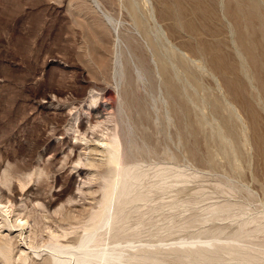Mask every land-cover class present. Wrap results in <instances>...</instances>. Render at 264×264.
I'll use <instances>...</instances> for the list:
<instances>
[{"label":"rangeland","instance_id":"1","mask_svg":"<svg viewBox=\"0 0 264 264\" xmlns=\"http://www.w3.org/2000/svg\"><path fill=\"white\" fill-rule=\"evenodd\" d=\"M130 2L0 0V222H28L3 233L11 264H76L94 231V264H264V0ZM168 3L175 31L159 19ZM101 104L143 199L92 231L115 166L92 152L109 149L91 142L109 133L90 123Z\"/></svg>","mask_w":264,"mask_h":264},{"label":"bare ground","instance_id":"2","mask_svg":"<svg viewBox=\"0 0 264 264\" xmlns=\"http://www.w3.org/2000/svg\"><path fill=\"white\" fill-rule=\"evenodd\" d=\"M130 0H127V4L128 5H130ZM169 4V6L168 5H165V6H168L167 7V9L165 8V10H164V8H163V11L162 12H160V14H158L159 15V19H162V21H164V20H172L173 22V24H172V26H171V28H172V30H174L175 31V29L176 28H178L179 26H180V24H181V20L179 19V17H181L179 14V17H178V15H175L174 14V12H176V9H178L179 8V5L180 4H178L177 2L174 4V6H176V4H177V6H176V9L175 10H173V7L174 6H170V3H168ZM173 5V4H172ZM131 6H132V4H131ZM135 6V5H134ZM181 7V6H180ZM130 8V7H129ZM175 8V7H174ZM180 10H181V8H179ZM178 9V10H179ZM130 10H132V9H130ZM157 10V9H156ZM177 10V11H178ZM179 10V11H180ZM179 11L177 12V13H179ZM195 11V10H194ZM181 13H182V11H180ZM134 15V22L136 23V25H140L141 24V20H140V18L137 16V14H133ZM239 17V16H238ZM154 20V19H153ZM180 20V21H179ZM118 24V23H117ZM120 25H122V24H120ZM120 25H119V27L117 26L116 27V29H115V34H116V37H117V42H120L119 40V36H120V32H122V31H120ZM239 25V24H238ZM141 26V25H140ZM187 27L190 29V30H192V31H194L196 28H195V26H194V24H192V23H188L187 24ZM137 28V27H136ZM170 29V28H169ZM163 31V30H162ZM169 31V30H168ZM129 33V32H128ZM131 33H133V32H131ZM172 33H173V31H172ZM122 34V33H121ZM129 35V34H128ZM137 35V34H136ZM138 37V36H137ZM127 39L128 40H131V42H132V46H134L135 48H136V54L138 53L139 54V57L142 59V62H144L145 64H147V63H149L150 62V58H149V53H147L148 52V49H147V51H145V49H146V47H145V49L143 48V46L145 45H141L142 43H141V41H140V43L137 41V38L136 37H134L133 35H130L129 37H127ZM142 39V38H141ZM145 39V38H144ZM173 42V41H172ZM154 43V42H153ZM156 43V42H155ZM120 44V43H119ZM158 44V43H157ZM245 44V43H244ZM147 46V45H146ZM152 46V44L150 43V46L148 45V47H151ZM154 46V45H153ZM152 46V47H153ZM157 47V46H156ZM155 46L153 47L154 48V50H153V52H154V56H156L155 55V53H156V48ZM152 48V49H153ZM209 48H211V47H209ZM149 49H151V48H149ZM261 49V48H260ZM151 51V50H150ZM153 52H152V55H150L151 57L153 56ZM151 54V53H150ZM157 54V53H156ZM261 54V53H260ZM120 55V54H119ZM118 55V56H119ZM159 56V55H158ZM217 56V55H216ZM133 57V56H132ZM160 57V56H159ZM215 57V56H214ZM118 58V57H117ZM140 58H138L139 60H140ZM152 59H154V58H152ZM157 59V58H156ZM156 59H154L155 61H156ZM213 59V58H212ZM121 60V59H120ZM117 61V60H116ZM133 61V60H132ZM158 61V60H157ZM161 62V61H160ZM116 63H118V62H116ZM162 63H163V61H162ZM119 64V63H118ZM140 64V63H139ZM121 65H123L122 64V62H121ZM146 66V65H145ZM161 66V65H160ZM160 66H159V68H160ZM163 66V65H162ZM136 67V66H135ZM157 67V66H156ZM120 68V67H119ZM122 68H124V67H122ZM169 69V68H168ZM225 69V68H224ZM123 70V69H122ZM121 70V71H122ZM142 70V69H141ZM160 71H161V73H163V74H165L166 73V68H165V66L164 67H161L160 69H159ZM139 73V72H138ZM241 81V80H240ZM232 82H235V81H232ZM168 86L167 87H169V89H170V93L172 94V95H175L176 94V91H177V89L170 83V82H168V84H167ZM233 91V90H232ZM238 93V92H237ZM89 99H91V98H89ZM96 100L98 101V99H97V97H96ZM93 101V100H92ZM96 101V102H97ZM98 103V102H97ZM96 103V104H97ZM92 104V106H93V103H91ZM98 106V105H97ZM93 108V107H92ZM95 109V108H94ZM87 111V110H86ZM91 112V111H90ZM90 112H88V113H90ZM86 113V112H85ZM113 114H114V112L112 113V111H108V109H107V106L106 105H104V104H101V105H99V107H98V109H96L95 111H92L91 113H90V117H91V119H92V121L90 122L91 124H92V130H93V128H102V129H106V130H108V132L109 133H107V134H105V136H106V138L107 139H102L103 137H104V135L103 136H97V133L96 134H94V133H89V135L91 134L92 135V138L94 139L93 141H91V142H94V141H96V142H98V143H101V142H105L106 141V143H105V145L106 146H108L109 147V149H102V147H100V145H93V148H92V152L94 151L95 153H99V155H100V153L101 154H106V156L108 157V159H109V161H110V163H112L111 165L113 166V165H115L114 166V168L111 170V174H112V176L111 177H106V179L104 180L105 182L103 183L104 184V199H103V201H102V203H101V207L99 208V210H97L96 212H94V213H92L89 217H90V219H88L89 221L88 222H90V229L91 228H95V227H97V226H99L100 224H102V223H107V224H105V225H108V223H110V221L111 220H113L114 219V217H115V220H117L116 218L118 217L117 216V214L118 213H121V211H122V209H123V207H125L124 205L126 204V203H129V202H133V201H138V200H142L143 199V196H141V195H137V196H134V197H130L131 196V189H130V187H129V182L130 181H134V180H137V179H139V178H141V174H139L136 170H133L132 168H126V167H123L121 164V162H120V159H122V156H123V154L121 155L120 154V151L122 150L121 148H122V142H121V138H120V135H119V133H118V131H117V128H118V123H121V122H119L118 121V123L115 121V118L113 117ZM114 115H116V114H114ZM88 118H89V116H87ZM88 120V119H87ZM82 122V121H81ZM88 123V122H87ZM88 127H89V125H88ZM91 127V126H90ZM112 128V129H111ZM86 129H87V127H86ZM88 129H90L91 130V128H88ZM109 129H111L112 131H110ZM89 130V131H90ZM88 131V132H89ZM99 131V130H98ZM104 131V130H103ZM87 132V131H86ZM85 132V134H86V136H87V133ZM94 132V131H93ZM95 132H96V130H95ZM121 134V133H120ZM88 135V136H89ZM81 136V135H80ZM83 137V136H82ZM89 138V137H88ZM87 138V139H88ZM85 140V137L83 138V141ZM82 141V140H81ZM90 142V143H91ZM96 144V143H95ZM104 144V143H103ZM87 145H88V143H87ZM74 147V146H73ZM76 148V147H75ZM106 148V147H105ZM80 150V149H79ZM90 150V149H89ZM91 151V150H90ZM80 154V153H79ZM92 154V153H91ZM81 155V154H80ZM79 155V156H80ZM94 155V154H93ZM96 155V154H95ZM78 156V157H79ZM82 158L80 157V160H81ZM107 159V158H106ZM122 161V160H121ZM123 162V161H122ZM84 164V163H83ZM89 164V163H88ZM106 164V163H105ZM99 165H100V163H98V162H96V160H92L91 162H90V166L91 167H99ZM124 165V164H123ZM82 166V165H81ZM103 167V166H102ZM78 168V167H77ZM80 168V167H79ZM83 168V167H82ZM87 172V171H86ZM110 173V172H109ZM98 178V177H97ZM104 179V178H103ZM82 188V187H81ZM103 190V189H102ZM79 192V191H78ZM79 197V196H78ZM114 200H116V206H115V210H114V212L111 214V212H110V209H111V204H112V202L114 201ZM3 202V201H2ZM2 202H1V198H0V213H2V215L4 214L3 213V208L4 207H2L3 206V204H2ZM70 202V201H69ZM10 203V202H9ZM72 203V202H71ZM114 203V202H113ZM70 204V203H69ZM2 205V206H1ZM5 205V204H4ZM12 206V205H11ZM114 206V205H113ZM6 208V207H5ZM8 208V207H7ZM7 211V210H6ZM6 211H4V212H6ZM11 213V212H10ZM13 213V212H12ZM11 213V214H12ZM14 214V213H13ZM24 214V213H23ZM63 214V213H62ZM9 215V214H8ZM71 215V214H70ZM75 215V214H74ZM118 215H120V214H118ZM4 216H6V218H7V215H4ZM69 216V215H68ZM20 217H21V215H20ZM28 217V216H27ZM72 217V216H71ZM75 217V216H74ZM79 217V216H78ZM22 218H23V215H22ZM65 218V217H64ZM63 218V219H64ZM119 218V217H118ZM24 219V218H23ZM79 219H80V217H79ZM26 221H27V219H25ZM73 220V219H72ZM24 222V223H22V224H9L8 223V225H6V223L4 222V221H1L0 222V256L2 257V259H3V261H4V263L5 264H11L14 260H15V256H14V250H13V246H12V244L10 243V240L7 238V236L6 235H4L3 233H4V231H5V229L6 228H9L10 230H8V233L10 232H12V229H15L16 227H20V228H22V227H24V225L26 224H28V222ZM68 221V220H67ZM74 221H75V219H74ZM8 222V221H7ZM112 223V222H111ZM25 225V226H26ZM85 226V225H84ZM110 226V225H109ZM112 226V225H111ZM19 229V228H18ZM87 230H88V228H86ZM85 229V230H86ZM92 230V229H91ZM95 229H93L92 231H94ZM242 230V229H241ZM240 230V231H241ZM95 232V231H94ZM94 232L93 233H89L88 234V236H87V238L84 240V239H82V240H84V241H82L79 245L80 246H78V249L82 252V256L83 257H81V258H78V260H77V262H76V264H92L93 263V261L94 260H91L90 258H89V253L87 254V247H88V244L90 243V242H92L93 243V241L95 240V238H94ZM87 233V232H86ZM239 233H241V232H239ZM243 233V232H242ZM54 235V234H53ZM96 236V235H95ZM242 236V235H241ZM52 237V236H51ZM57 237H58V235H57ZM56 237V238H57ZM97 237V236H96ZM55 238V239H56ZM51 239H53V238H51ZM21 240V239H20ZM59 240V239H58ZM60 241V240H59ZM96 241V240H95ZM51 242V241H50ZM18 246L19 247H22L23 246V241L21 242V241H18ZM54 246V245H53ZM52 246V247H53ZM223 248V247H222ZM63 249H65V247L62 245V244H59L58 243V245L57 246H54V248H53V250L54 251H56V252H59V253H64L63 251ZM220 249V248H219ZM224 249V248H223ZM206 252V251H205ZM205 252H203V254H200L201 256H204L205 254ZM77 253V252H76ZM100 253V252H99ZM56 254V253H55ZM92 256H93V254H91ZM99 255V254H98ZM62 256V255H61ZM100 256V255H99ZM104 256V255H103ZM246 256V255H245ZM142 257V256H141ZM94 258V257H93ZM100 258H102V260H103V257H100ZM201 258V257H200ZM208 258V257H207ZM20 259H22V257H20ZM24 259V258H23ZM148 256L147 257H142V258H140V259H136L137 260V262H136V264H143V263H145V261H148ZM19 260V259H18ZM17 260V261H18ZM20 261V260H19ZM101 261V260H100ZM134 263V262H133ZM54 264H67L65 261H62V260H60L59 258L58 259H55V263ZM94 264V263H93ZM103 264V263H102ZM109 264V263H108ZM132 264V263H131ZM192 264H195V263H192ZM197 264V263H196Z\"/></svg>","mask_w":264,"mask_h":264}]
</instances>
